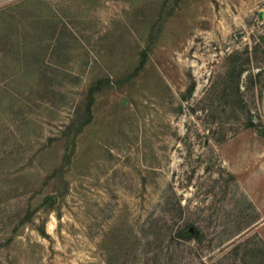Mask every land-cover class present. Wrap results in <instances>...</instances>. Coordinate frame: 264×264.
I'll return each mask as SVG.
<instances>
[{"label": "rangeland", "instance_id": "374dc122", "mask_svg": "<svg viewBox=\"0 0 264 264\" xmlns=\"http://www.w3.org/2000/svg\"><path fill=\"white\" fill-rule=\"evenodd\" d=\"M0 264H264V0H0Z\"/></svg>", "mask_w": 264, "mask_h": 264}, {"label": "trees", "instance_id": "16d2710c", "mask_svg": "<svg viewBox=\"0 0 264 264\" xmlns=\"http://www.w3.org/2000/svg\"><path fill=\"white\" fill-rule=\"evenodd\" d=\"M142 55H143V58H142V61H141V67L144 65V63L146 61L147 52H142ZM98 89L99 88H91L89 90V92H88L87 103H86V106H85L86 107V112H85L86 119H85V121L82 122L81 127L83 125L89 123V121L91 120V113H92L91 108H92V104H93V101H94V92L96 90H98ZM51 201H53V200L51 199ZM42 233L45 235V231H43ZM185 233L188 236H190V237H197L198 230H197V228H194V230L192 231L191 228H187V229H185Z\"/></svg>", "mask_w": 264, "mask_h": 264}, {"label": "water", "instance_id": "95a60500", "mask_svg": "<svg viewBox=\"0 0 264 264\" xmlns=\"http://www.w3.org/2000/svg\"><path fill=\"white\" fill-rule=\"evenodd\" d=\"M191 230L193 231V228H191Z\"/></svg>", "mask_w": 264, "mask_h": 264}]
</instances>
